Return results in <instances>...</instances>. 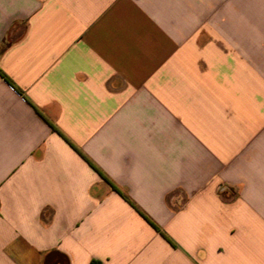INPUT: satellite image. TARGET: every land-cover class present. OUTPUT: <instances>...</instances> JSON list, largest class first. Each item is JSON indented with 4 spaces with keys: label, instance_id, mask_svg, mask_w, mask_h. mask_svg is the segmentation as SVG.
Returning a JSON list of instances; mask_svg holds the SVG:
<instances>
[{
    "label": "crops",
    "instance_id": "1",
    "mask_svg": "<svg viewBox=\"0 0 264 264\" xmlns=\"http://www.w3.org/2000/svg\"><path fill=\"white\" fill-rule=\"evenodd\" d=\"M0 264H264V0H0Z\"/></svg>",
    "mask_w": 264,
    "mask_h": 264
},
{
    "label": "trees",
    "instance_id": "2",
    "mask_svg": "<svg viewBox=\"0 0 264 264\" xmlns=\"http://www.w3.org/2000/svg\"><path fill=\"white\" fill-rule=\"evenodd\" d=\"M0 76L4 77L5 79L9 80V78L6 76V74L0 69ZM10 81V80H9ZM96 264V263H94Z\"/></svg>",
    "mask_w": 264,
    "mask_h": 264
}]
</instances>
